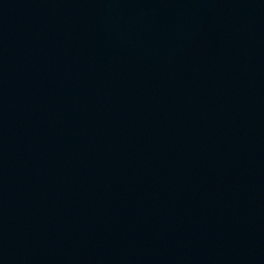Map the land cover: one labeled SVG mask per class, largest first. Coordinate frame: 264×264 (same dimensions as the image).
Masks as SVG:
<instances>
[{
    "label": "water",
    "instance_id": "95a60500",
    "mask_svg": "<svg viewBox=\"0 0 264 264\" xmlns=\"http://www.w3.org/2000/svg\"><path fill=\"white\" fill-rule=\"evenodd\" d=\"M0 264H264V0H0Z\"/></svg>",
    "mask_w": 264,
    "mask_h": 264
}]
</instances>
